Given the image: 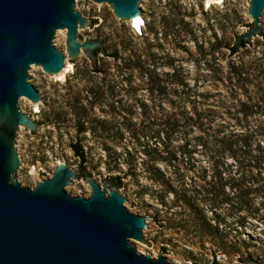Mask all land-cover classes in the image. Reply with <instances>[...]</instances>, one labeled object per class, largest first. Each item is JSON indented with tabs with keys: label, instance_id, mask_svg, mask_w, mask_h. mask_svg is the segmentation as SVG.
<instances>
[{
	"label": "rangeland",
	"instance_id": "374dc122",
	"mask_svg": "<svg viewBox=\"0 0 264 264\" xmlns=\"http://www.w3.org/2000/svg\"><path fill=\"white\" fill-rule=\"evenodd\" d=\"M144 10L138 36L112 8L81 0L97 26L82 39L111 52L98 54L100 68L71 58L61 81L36 69L47 105L23 108L44 133L20 135L23 183L49 178L57 162L101 185L118 178L130 211L156 221L149 245H135L151 259L264 264V39L233 50L251 26L249 0H151ZM58 50L68 56L66 32Z\"/></svg>",
	"mask_w": 264,
	"mask_h": 264
},
{
	"label": "water",
	"instance_id": "95a60500",
	"mask_svg": "<svg viewBox=\"0 0 264 264\" xmlns=\"http://www.w3.org/2000/svg\"><path fill=\"white\" fill-rule=\"evenodd\" d=\"M116 19L141 26L151 0H91ZM220 4L224 0H205ZM81 0H0V264H177L168 255L151 259L135 245H149L151 223L134 215L122 186L103 185L93 172L57 162L33 188L23 183L28 162L20 155L26 129L44 133L24 110L29 100L47 104L34 87L38 68L50 79L69 77L71 58L85 54L100 68L107 42L84 41L95 28ZM251 26L239 35L243 49L264 39V0H249ZM66 32L67 55L58 50ZM22 126V127H20ZM87 197V198H85ZM249 264H258L249 262Z\"/></svg>",
	"mask_w": 264,
	"mask_h": 264
},
{
	"label": "trees",
	"instance_id": "16d2710c",
	"mask_svg": "<svg viewBox=\"0 0 264 264\" xmlns=\"http://www.w3.org/2000/svg\"><path fill=\"white\" fill-rule=\"evenodd\" d=\"M243 45H244V42L241 41L240 43L235 45V48L233 50H235L237 47H241ZM78 131L79 132H83L84 131V128L82 127V124L79 125ZM72 148H73L74 154L77 157H79L80 159H83V151H82L81 147L79 145H73ZM119 185H120V183H119V179L118 178L111 179V186L118 187ZM213 201H214V199H211L212 203H213ZM243 203H245V202H243V201L237 202V204H243Z\"/></svg>",
	"mask_w": 264,
	"mask_h": 264
},
{
	"label": "bare ground",
	"instance_id": "6f19581e",
	"mask_svg": "<svg viewBox=\"0 0 264 264\" xmlns=\"http://www.w3.org/2000/svg\"><path fill=\"white\" fill-rule=\"evenodd\" d=\"M212 4H214V3H211V2L206 1V5H207V7H209V6L212 5ZM216 5H218V4H216ZM145 25H146V23H144V24H142V25L140 26V28H141V32H142V27L144 28ZM130 26H131V25H130ZM136 27H137V26H136ZM131 28H132V27H131ZM70 68H71V66H70ZM57 79L61 81V80L64 79V77H63V78H57ZM35 106H37V105H35ZM34 108H36L35 111H38L37 107H34Z\"/></svg>",
	"mask_w": 264,
	"mask_h": 264
},
{
	"label": "built area",
	"instance_id": "2783aa9c",
	"mask_svg": "<svg viewBox=\"0 0 264 264\" xmlns=\"http://www.w3.org/2000/svg\"><path fill=\"white\" fill-rule=\"evenodd\" d=\"M132 27V28H131ZM131 30L134 31L138 36H141L142 35V32H141V28L140 26L139 27H136V26H132L131 25ZM142 30H143V27H142ZM34 187V186H33ZM31 187V188H33Z\"/></svg>",
	"mask_w": 264,
	"mask_h": 264
},
{
	"label": "flooded vegetation",
	"instance_id": "af4514ba",
	"mask_svg": "<svg viewBox=\"0 0 264 264\" xmlns=\"http://www.w3.org/2000/svg\"><path fill=\"white\" fill-rule=\"evenodd\" d=\"M33 104V103H32ZM20 127H22V126H20ZM85 198H87V197H85Z\"/></svg>",
	"mask_w": 264,
	"mask_h": 264
}]
</instances>
